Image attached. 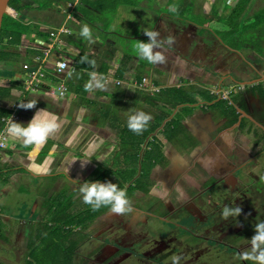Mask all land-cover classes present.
Segmentation results:
<instances>
[{
	"label": "crops",
	"instance_id": "0c3cea01",
	"mask_svg": "<svg viewBox=\"0 0 264 264\" xmlns=\"http://www.w3.org/2000/svg\"><path fill=\"white\" fill-rule=\"evenodd\" d=\"M155 2L74 0L72 8L69 2L47 9H37V5L30 2L31 9L17 11L10 7L9 16L21 18L28 36L20 45L12 46L10 37L0 43V107L12 109L16 104L37 100L33 109L19 107L20 118L16 122L26 125L38 109H47L61 118L66 114V121H62L60 132L36 151L25 148L21 141L11 136L7 138L8 147L0 157V225L4 226L0 230V264H18L16 260L21 255L25 258L24 264H34L32 248L37 249L38 263L60 262L63 257L59 252H63V245L69 254L66 259L70 257L69 251L73 253L71 263L111 264L116 257L127 258L135 254L134 249L120 251L122 246L115 240L116 235L119 236L122 227L134 226L137 230L139 224L151 222L155 215L133 208L134 212L126 215V221L131 219L130 222L121 219V215L112 214L110 209L96 219L93 215L90 220L86 216L79 217L82 209L77 212L78 208L85 206L78 193L79 183L110 181L119 187L126 183V189L140 178L141 172L151 170L156 182L155 187L151 185L149 189L151 197L146 198L151 201L159 198V188L158 192L156 189L159 178L170 190L176 186L182 190L193 186L202 188L214 180L220 186L230 185L227 178L232 172L229 163L232 155L236 154L241 163L247 160L245 150L248 147L243 146L246 149L239 153L240 149L235 146L240 133L243 144L261 136L264 149V123L261 124L264 38L261 37V54L250 50L237 52L225 46L212 31L226 30L223 18L231 17L239 7L248 24L259 14L264 24V0H204L190 12L198 16L203 14L202 19L212 23L207 27L181 21L174 15L166 14L162 18L156 13L160 6ZM84 24L90 27L94 43L80 40ZM62 27L70 28L72 33L62 38L61 49H58L50 32ZM146 29L158 31L162 39L176 38L175 45L164 46L165 64L153 65L136 55L135 42L148 41L143 32ZM85 55L96 61L94 68L80 62ZM61 60L75 67V72H58L57 63ZM38 67L46 77L34 91L26 90L24 83L31 70ZM93 71L106 77V87L87 92L85 84ZM142 78L152 80L163 88L162 92L156 94L138 89L135 84ZM61 85L67 91L60 90ZM12 87L10 96L5 97L3 89ZM181 89L183 96L193 100L192 104L174 106V94ZM198 94L204 95V99ZM233 96L240 97V104L230 113L216 110L217 105L232 100ZM128 109L152 114L145 131L161 123L159 131L145 137L140 151L133 146L145 131L137 135L127 128L123 113ZM177 118L184 127L177 134L167 132L166 126ZM154 135L162 145V155L167 157L160 165L155 164L156 152L154 158L146 159L145 149ZM122 140L129 143L126 148L121 146ZM180 142L187 145L185 149L178 147ZM218 148L226 153L210 155L211 150ZM129 150L134 151L132 156L137 153L138 158L126 159ZM73 159L79 160L67 165ZM86 159L90 161L82 168L81 161ZM209 159L213 162L211 165ZM106 163L113 165L111 168L116 172L130 170L138 175L129 182L114 173L105 176ZM66 167H69L67 175ZM144 196L142 191H137L129 200ZM162 202L169 208L167 196ZM179 218L183 217L176 215L173 220ZM81 233L86 239L80 244L75 239ZM47 236L52 238L49 245L62 244L54 254L49 249L42 250ZM160 244L165 243L161 241ZM80 252L86 254L80 256Z\"/></svg>",
	"mask_w": 264,
	"mask_h": 264
},
{
	"label": "flooded vegetation",
	"instance_id": "af4514ba",
	"mask_svg": "<svg viewBox=\"0 0 264 264\" xmlns=\"http://www.w3.org/2000/svg\"><path fill=\"white\" fill-rule=\"evenodd\" d=\"M261 120L263 124L264 115ZM242 136L240 133L235 142L239 149L240 144L243 146ZM262 144L264 147V142ZM247 147L246 162L237 163L233 170V177L240 176L239 180L221 186L214 180L202 187L200 193L187 197L176 213H172L171 207L163 202L164 211L160 209L159 215L154 212L156 210L146 212L155 215L151 222L139 224L137 230L134 226L122 227L119 236L115 237L122 246L120 251L134 249L135 254L127 258L116 257L115 263L116 260H124L130 264H172L173 257L179 256V264H252L251 261L240 260L239 254L249 250L256 222L264 221V149L261 148V136L250 138ZM247 166H250V175L244 176L242 174H247L248 170L241 168ZM197 200L201 202V208L194 212L193 205ZM242 200L247 209L246 215L240 218L244 226L235 235L228 236L229 231L222 232L221 229V211L226 205L241 207ZM176 215L183 218L173 220ZM216 219L219 222L214 224ZM176 221L182 226L178 227ZM161 241L165 243L163 246Z\"/></svg>",
	"mask_w": 264,
	"mask_h": 264
},
{
	"label": "clouds",
	"instance_id": "9594fccd",
	"mask_svg": "<svg viewBox=\"0 0 264 264\" xmlns=\"http://www.w3.org/2000/svg\"><path fill=\"white\" fill-rule=\"evenodd\" d=\"M170 12L177 11L176 5L169 8ZM144 35L148 41H136L134 50L138 58L147 61L153 65H162L166 63V57L163 49L165 45L173 46L177 43L174 36L161 38L158 31L145 30ZM80 35L87 39L89 43H94L92 39V31L87 24L81 27ZM81 63H87L91 67H95L96 61L89 59L88 56L81 57ZM63 68V65H61ZM73 71H75L73 69ZM72 73H69L71 75ZM89 81L85 84V91L93 92L94 90H102L106 87V77L95 71L91 72ZM37 100H30L19 103V107L25 110L35 108ZM126 117L127 128L139 135L145 131L147 125L152 120V114L143 110L128 109L124 111ZM79 119V117L77 118ZM62 121H66V114L63 118L48 111L47 109H38L31 120L26 124H21L13 121L11 118L8 122L7 133L12 138L21 141L25 148H31L33 151L41 149L50 138L55 137L62 128ZM79 159L71 160L67 165ZM81 161V160H80ZM90 159L81 161L83 168ZM213 162L209 159V164ZM69 172V167L65 168V173ZM79 182L78 180H72ZM178 198L186 199V194L183 190L176 186ZM164 192L167 194V187L164 186ZM78 193L82 197L84 204L89 205L93 211H97L102 207H107L110 212L115 215H126L134 212L131 202L128 198L127 190L120 188L116 183L110 181L79 183ZM242 213L240 206L229 207L224 206L221 211V217L227 220L229 217L236 218ZM249 250L242 251L239 254V259L242 261H251L252 264H264V221L258 220L254 227V235L249 240ZM180 257H173L172 264H179Z\"/></svg>",
	"mask_w": 264,
	"mask_h": 264
},
{
	"label": "trees",
	"instance_id": "16d2710c",
	"mask_svg": "<svg viewBox=\"0 0 264 264\" xmlns=\"http://www.w3.org/2000/svg\"><path fill=\"white\" fill-rule=\"evenodd\" d=\"M24 0H11L9 6L11 8H13L14 10L20 11L21 8H25V9H31V5L28 4L33 3L35 5H37V9H47L50 7L55 8L57 6V4H61L62 2H69L72 3L74 0H27L29 1L27 2H23ZM242 9L236 8L235 11L232 13L231 17L230 15L227 17V19L225 20L223 18V21L226 22L227 25V29L226 30H212L215 31L213 32L214 35L220 37L222 39V41L224 42V45L227 46L230 50L233 51H237V52H245V51H251L257 54H261L262 52V46H261V37L264 38V36H262L261 33H264V28H261V26H264V24H262L261 22V14H259V16L256 17V20L253 21L251 24H248V22L246 20H243L244 18V12H241ZM5 18V17H4ZM7 20H6V29H4L3 31V26H2V31H1V36H0V43L4 40V38H9L10 37V43L12 46L15 45H20L24 40L27 39L28 36V32L25 31V25L23 24V22L20 20L21 18H14L11 17L9 15L6 16ZM4 22V21H3ZM10 48V47H9ZM12 88H4L3 92H4V96L8 97L11 94ZM163 90V89H162ZM161 90V92H162ZM179 95L180 97H174L175 99L173 100L174 106L177 105H181V104H185L190 102L191 104L193 103V100L187 96H183L182 92L183 89L179 90ZM160 93V92H159ZM21 95V93H20ZM20 97V96H19ZM192 100V101H191ZM12 111L10 110V108H1L0 107V126H1V119L5 118V117H9L11 115ZM183 123L180 120H172L165 128V130H167V132H172V134H177L181 131V129L183 128ZM161 128V123L157 124V125H153L152 127L148 128L144 133L145 135H142V141L141 142H137V151H140L141 149V143L145 142V137L147 138L150 134L159 131ZM144 137V138H143ZM122 144H125L124 141H121V146ZM123 148H126L127 145L122 146ZM149 147V149H148ZM162 145L160 144L159 139L156 137V135H154L151 140L148 142L147 147H146V152L145 154L148 156L146 157V159L149 160L150 157H152L154 155V153L156 152V160L157 162L155 164H161V161H166V157L162 155ZM134 153V151H132L131 153H129L130 155H126V159H137L138 158V154L136 153L135 156H132L131 154ZM154 158V157H152ZM155 161V160H154ZM150 163H153L152 161H150ZM122 172V171H121ZM129 172L127 179L121 178V180L123 179V181L125 182H129L135 175V173L132 172V174L130 173V170L126 171ZM125 172V173H126ZM146 172H144L145 174ZM134 175V176H133ZM145 178L140 177L133 185H131L129 189L127 188V194H128V198L131 197V195L135 194V191H142V187L144 185H142V182ZM124 186L125 189V185L126 183L122 184ZM122 188V187H120ZM145 191L149 193L150 190L148 188H143ZM109 208L107 207H102L101 209L97 210L94 212L93 217L94 219L98 218L101 213L105 210L107 211ZM92 217V216H91ZM92 217V219H93ZM52 239L51 237H48L44 240V242L42 243V250H50L52 254H54L55 251L60 249V246H62V244H56L55 246H53L52 244L49 245V240ZM34 244V242H32V245ZM57 249V250H56ZM67 250L66 246L63 245V252H59L61 254V256L63 257V259L60 262H56V263H49V262H41L38 263L37 260V249L33 250V248L31 249V252L33 251V261L35 262L34 264H72L71 263V258L73 256V253L71 251L70 252V257L68 259L65 258V256H69V254L67 252H65ZM44 252V251H43ZM65 260L67 262H65Z\"/></svg>",
	"mask_w": 264,
	"mask_h": 264
},
{
	"label": "rangeland",
	"instance_id": "374dc122",
	"mask_svg": "<svg viewBox=\"0 0 264 264\" xmlns=\"http://www.w3.org/2000/svg\"><path fill=\"white\" fill-rule=\"evenodd\" d=\"M141 1L142 0H138V2H141ZM155 1H156L155 4L157 6H160L159 9L156 10V13L160 17L162 16V18L164 16H166V14H168V15H174L175 17L181 19V21L194 22V23H196L199 26L200 25H202L204 27H207L208 25L212 26V23L205 22V20L202 19L203 18V14H200L198 16V14L196 12H194V13L190 12V11H194L195 10V6H197L196 4H201L204 0H197V1L196 0H184V1L183 0H172V2H169L168 0H161V2H158L159 0H155ZM173 3H174V5H176L177 9H179V11H176L175 13L169 11V8H170V6L173 5ZM187 8H189V10L186 13L185 12V9H187ZM11 12H13V11H11ZM138 12H141V11L139 10ZM6 16L7 15H5L4 22H3V31H4V29H6V26H5L6 25V20H7ZM102 20L105 21V19H102ZM134 21H135V19H134ZM128 22H130V20ZM105 29H107V28H105ZM40 36L43 37V35H40ZM84 39L85 38L81 37L80 40H84ZM157 73L159 74V73H161V71L160 72H157ZM159 83H161V82L159 81ZM166 91H168V90H166ZM174 96H175V98L176 97H180L179 91H176L175 94H174ZM199 97L201 99L202 98L204 99V95H201V96L199 95ZM239 101H240V97L233 96L232 97V100H228L226 102H221L220 105H217L216 110H219L220 113H224V112H229L230 113L231 110H233L235 107L238 106V104H240ZM261 116H262V114H261ZM179 119L177 118V120H179ZM263 140H264V136H263ZM141 141L142 140H140L138 142H141ZM247 144H248V141L245 142L243 144V146H247ZM125 145H129V143L128 144H126V143L125 144H122V146H125ZM179 145L180 146H178V147L179 148H183V149H185V147L187 146V145H183V142H180ZM240 146H241V148H240L241 150H245L246 149L241 144H240ZM133 147H134V150H137L138 149L137 148V145H134ZM131 152L132 151L129 150V153H131ZM210 152H211L210 155H214V156L219 155L220 152L222 154H225L226 153L225 151H220L219 148L218 149H213ZM125 153H128V150H125ZM239 162L241 163V161L239 159H237V155L236 154L235 155H232V158L229 161L230 165L232 166V172L228 174V178H227L230 181V183L233 182V181H236V180H239L240 179V176L239 177H236V178L233 177V175L235 174V171H233V170L235 169V165L237 163H239ZM150 166L151 165H149V167ZM111 167H113V165H111L110 163H106V165H105V173L103 171V175L105 174V176H106V175H108L110 173H114L116 176L117 175H120L121 178L127 179L129 172H126V173L123 172V171L122 172H116V170L115 169H112ZM242 169L243 170H246V169L248 170L247 174L246 173H243L242 175H244V176H246V175L249 176L250 175V166L242 167L241 170ZM130 173L132 174V172H130ZM134 175H138V174H134ZM154 175H155L154 172H152L150 170L149 173L143 174L141 172V174L138 176V177H143V178H146V179L148 178L150 181L149 180H147V181H144L143 180L142 185H144V186L141 189H142L143 194H145V196L143 198L136 197L137 199L132 200V202H131L132 207L134 209L139 210V211H142V212H150L151 210H155L156 209V211H154V212H158L157 214L159 215V210L160 209L164 211V203L162 202V199H163L164 196H167L168 197V204H169V207H171L172 211H176L177 209L181 208L182 205H184V203H180V201H181L180 198H179V203H178V193H177L176 189L170 190V188L165 183H162L160 181V178H159L158 187L156 188L157 189V192H158V188H159V196H158L159 198H152L151 201L149 199H146L148 197H151V193H150L151 191L149 193L144 192L145 190L143 188L145 187V188L150 189L151 188V185H152V188L155 187L156 182H155V176ZM180 175L182 176V174H180ZM149 182H151V184L148 186V183ZM161 184H163L162 187L159 186ZM182 184H185V183H182ZM164 186L167 187V194H165V192H164ZM122 187H124V186H122ZM193 187L194 188L187 189V190H183V192L187 195L186 197H192L191 195H195L196 192H199L200 193L201 188H196L195 186H193ZM129 189H132V188H129ZM136 192L137 191H135V193ZM157 192H155V194ZM195 203L196 204L193 205V211L194 212L198 211V209L201 208V202L199 200H197ZM155 205H157V206H155ZM191 205L192 204H190L189 208L191 207ZM241 208H242V213H241V215H239L240 217L239 216L236 217V218L229 217L227 220L222 219L223 220L222 221L223 223H222V226H221L222 232L223 231L226 232V230H228L229 231L227 233L228 236H231L233 234L235 235L238 232V230L240 228H243V226H244L243 220L241 221V219H240L243 215H246V213H247V209L245 207V202L244 201H243V204L241 205ZM81 209H82V212L79 214V217H83L84 218L86 216V219H88V220H90L91 215H93L94 212H95V211L92 210V208L89 205H86V204H85L84 207L78 208L77 212H80ZM86 211H87V213H86ZM126 215H128V214H126ZM126 215L120 216L121 219H123V220L126 221V218H127ZM130 221H131V219L127 220L126 222H130ZM176 222L178 223V227L182 226L180 222H178V221H176ZM217 222H219V219H216L214 224H216ZM234 222H235L236 225L234 224ZM1 229H4V226L0 225V230ZM85 239H86V237H84L83 234L81 233V234L77 235V238L75 239V241L78 242V243L80 242V244H81V240H85ZM170 241L172 242V240H170ZM79 255L80 256H83V253L80 252ZM32 257L34 258V256H32ZM19 259H21V260H19ZM24 261H25V258L22 255L19 256V258L16 260V262L18 264H24L25 263ZM72 264H76V263L72 262ZM111 264H130V263H127L124 260L123 261L116 260V263H115V260H111Z\"/></svg>",
	"mask_w": 264,
	"mask_h": 264
},
{
	"label": "built area",
	"instance_id": "2783aa9c",
	"mask_svg": "<svg viewBox=\"0 0 264 264\" xmlns=\"http://www.w3.org/2000/svg\"><path fill=\"white\" fill-rule=\"evenodd\" d=\"M69 8L73 7L72 3H69ZM72 33L70 28H66V27H62L58 30L52 31L50 32V36L53 40L56 41V47L58 49H61V44H62V38L66 35H70ZM37 61H41V58L38 57ZM61 65H63V68L61 67ZM57 71L58 72H63L65 70H71L72 72L76 70L75 67H71L68 62L61 60L57 63ZM46 77V74L44 73V71H42L40 69V67L35 68L34 70H31L27 81L24 83V85H26V90H32L34 91L35 88L42 83V80ZM136 87L138 89L141 90H145V91H149L151 93H159L161 92V90L163 88L159 87L157 84H155L154 82H152V80H150L149 78H142L141 81L136 82ZM60 90L62 91H67V88L64 85H61L59 87ZM10 110L12 111L11 115L9 117H5L1 119V126H0V157L1 154L4 150H6V148L8 147V142H7V138H8V133H7V128H8V122L10 120V118L13 121H18L19 120V106L18 104H16L12 109L10 108Z\"/></svg>",
	"mask_w": 264,
	"mask_h": 264
},
{
	"label": "water",
	"instance_id": "95a60500",
	"mask_svg": "<svg viewBox=\"0 0 264 264\" xmlns=\"http://www.w3.org/2000/svg\"><path fill=\"white\" fill-rule=\"evenodd\" d=\"M10 1L11 0H0V36H1L4 17L5 15L10 14V6H9Z\"/></svg>",
	"mask_w": 264,
	"mask_h": 264
}]
</instances>
